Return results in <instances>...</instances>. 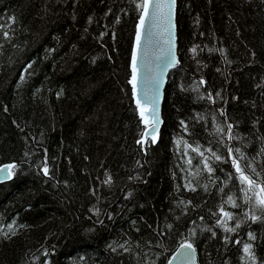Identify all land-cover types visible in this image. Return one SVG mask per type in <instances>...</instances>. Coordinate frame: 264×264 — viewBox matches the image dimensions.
Segmentation results:
<instances>
[{
  "label": "trees",
  "instance_id": "trees-1",
  "mask_svg": "<svg viewBox=\"0 0 264 264\" xmlns=\"http://www.w3.org/2000/svg\"><path fill=\"white\" fill-rule=\"evenodd\" d=\"M144 3L0 0V264H168L185 243L200 264H264V193L232 163L264 185V0H178L147 144Z\"/></svg>",
  "mask_w": 264,
  "mask_h": 264
},
{
  "label": "water",
  "instance_id": "water-1",
  "mask_svg": "<svg viewBox=\"0 0 264 264\" xmlns=\"http://www.w3.org/2000/svg\"><path fill=\"white\" fill-rule=\"evenodd\" d=\"M157 3L165 6L157 11L155 8ZM177 12L178 0H175L174 3L172 0H150L147 15H145V9L142 13L144 26L142 29L140 24L138 26L137 34H140L141 39L139 47H137L136 41L134 46V52L137 57V80L135 91L133 89L134 98L136 104L139 100L140 104L147 108H155L159 120L157 130L153 134L151 132V125H146L141 117L142 123L145 126L143 144H147L149 141L157 142L160 138L164 123L162 113L168 77L170 72L180 65ZM138 111L140 114L139 107ZM145 115L151 119L150 112L145 113ZM146 132L149 135L145 136ZM7 165L14 164L7 163L1 165L0 168H4ZM11 172L10 177L7 176V173H0V183L12 180L13 171L11 170ZM182 245L169 261H172V264H200L196 248L191 244V249H185Z\"/></svg>",
  "mask_w": 264,
  "mask_h": 264
},
{
  "label": "snow or ice",
  "instance_id": "snow-or-ice-1",
  "mask_svg": "<svg viewBox=\"0 0 264 264\" xmlns=\"http://www.w3.org/2000/svg\"><path fill=\"white\" fill-rule=\"evenodd\" d=\"M149 2H150V0H145V3L143 5V8L145 9V15H147V8H148V5H149ZM172 2L174 3L175 0H172ZM164 6L165 5L157 3L155 5V8H156L157 11H159ZM169 7H170V5H169ZM140 26H141V29L144 26V18L143 17L140 20ZM140 39H141V37H140V34L138 33L137 37H136L137 47H139ZM136 60H137V57H136V53L134 52L133 53V58H132L133 77H132V81H131V83L133 84L134 91H135L136 80H137V77H136V72H137ZM137 105L140 108V115L143 118L144 123L146 125H151V132L154 134L156 132L158 124H159V120L157 118L155 108L149 109L146 106L140 104L139 100L137 101ZM148 112L151 113V119H149V117L147 115H145V113H148ZM147 135H149V133L146 132L145 136H147ZM216 158L219 159V157H216ZM232 163H233V165L235 167L236 172L239 173V179H240L241 184H246L247 185V187L244 188L243 191H244L245 196L247 197L248 200L252 199L251 196H248V193L252 192L254 188L259 187L260 192L264 193V185L258 184L256 180H254L250 176L246 175L245 172H244V169L241 168L239 160L234 158L232 160ZM14 167H15V165H7L4 168H0V173H7V176L10 177L11 174H12L11 170ZM44 171H45V174H47V169H45ZM231 199L232 198L229 197V200H231ZM233 206H235L234 202H233ZM258 206L264 208V198L259 199ZM224 215L228 216L229 214L228 213H224ZM255 218L256 217H253V219H255ZM227 230L232 231L233 229H227ZM182 247L185 248V249H191L192 245L190 243H186V244L182 245ZM245 251L247 252L248 249L245 248ZM169 264H172V261H169Z\"/></svg>",
  "mask_w": 264,
  "mask_h": 264
}]
</instances>
